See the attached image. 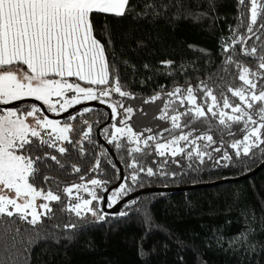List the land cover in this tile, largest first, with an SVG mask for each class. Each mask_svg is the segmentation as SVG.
<instances>
[{"label":"snow or ice","instance_id":"1","mask_svg":"<svg viewBox=\"0 0 264 264\" xmlns=\"http://www.w3.org/2000/svg\"><path fill=\"white\" fill-rule=\"evenodd\" d=\"M236 2L240 12L236 18L238 24L236 28L230 26L233 33L230 43L220 46L219 51L224 53L220 63L209 60L205 67L212 71L195 88L191 85L186 89L176 87L166 94L168 99L157 119L170 120V127L133 131L130 120L134 108L125 107L119 101L113 103L111 97L118 94L120 98H136L132 92L122 90L125 85L121 82L118 65L131 68L133 73L136 67L127 60L109 58L105 44L94 34L93 19L95 14L125 17L131 11V0H0V69L26 65L29 70L20 74L0 70V105L5 106L0 108V217L16 215L34 226L52 217L53 204L67 201L64 211L74 214L79 221L107 223L109 217L124 218L138 212L133 209L136 199L123 201L119 212L105 209H113L131 192L146 187V181L174 179L187 172L200 171L206 165V171L251 170V163L256 159L264 160V0ZM146 4V7L137 5L145 7V11L137 12L131 17L133 20L167 19L166 14H159L165 11L163 0L155 5L146 0ZM208 6L215 7L213 0H208ZM172 7L174 4L167 5L168 9ZM197 15L207 18L206 13ZM138 47L146 45L140 43ZM189 48L208 55L206 49L194 45ZM174 63L173 60L160 61L164 67ZM191 63L196 65L198 61ZM143 67L151 71L150 65ZM50 74L61 79H50ZM166 75L171 77L173 73ZM71 77L89 86L68 83L66 78ZM69 91L76 94L67 98L65 94ZM53 97L57 98L56 102ZM25 98H34L47 107L44 109L35 103L27 107L10 106ZM161 99V93L157 92L143 102ZM86 101H99L110 108L109 120L115 123L104 126L101 134L109 137L107 144L113 145L123 158L121 167H117L115 160L104 163L117 173L116 179L120 182L109 188L108 181L93 178L90 183H74L61 189L57 181L55 188L48 186L38 190V183L47 186L54 179L44 174L50 167L48 161L66 171L69 166L60 157L69 155L70 149L81 158L94 159L90 173L102 171L101 157L109 150L105 148L99 156L92 157L85 147V142L93 149L96 147L91 136L93 125L83 120V127L77 132L70 122L91 112L90 107H84L77 115L69 114L63 123L44 115L45 111L64 113ZM74 134L80 138L73 139ZM132 144L135 146L131 147ZM34 152L39 154L33 155ZM51 152L59 153V157ZM71 168L75 173L83 171L76 165ZM80 179L83 181L86 177ZM97 188H103L104 194H99ZM81 190L90 198L81 196ZM41 197L43 202L38 204L37 198ZM188 208L191 210L190 204ZM261 211L264 212V205ZM88 216L94 221H87ZM145 221H150V217H145ZM65 227L83 231L84 225L71 223ZM254 227L264 231L259 224ZM6 231L0 230V235ZM255 235L258 232L242 227L240 233L229 238L240 241L239 248L222 239V233L214 234L213 241L220 240L221 249L228 252H239L243 257L240 264H252L249 253L253 258L257 249L264 254V242L253 243ZM67 239L72 241L73 237ZM148 255L142 248L138 250L144 264Z\"/></svg>","mask_w":264,"mask_h":264},{"label":"trees","instance_id":"2","mask_svg":"<svg viewBox=\"0 0 264 264\" xmlns=\"http://www.w3.org/2000/svg\"><path fill=\"white\" fill-rule=\"evenodd\" d=\"M159 2L147 0L153 5ZM213 3L215 7L210 8L208 0H163L165 11L159 14H166L167 19L155 22L131 18L137 12L145 11L146 0H131V11L123 18L111 14L94 15V34L105 44L109 58L115 56L136 67L133 73L131 68L124 69L118 65L121 82L125 85L122 90L132 92L136 98H120L118 94L113 96L125 107L134 108L130 120L133 131L145 128L157 131L170 127V120L157 119L163 103L168 99L166 94L176 87L186 89L191 85L195 88L212 71L205 67L207 62L220 63L224 56L219 51L220 46L230 43L233 35L230 26L237 27L236 18L240 12L236 0H213ZM140 4L145 7H138ZM168 4H174V7L168 9ZM198 13H206L207 18L198 16ZM155 14L152 13L153 16ZM140 43L146 47H138ZM189 45L206 49L208 55L192 51ZM163 60H173L175 63L171 67H164L160 64ZM192 61H198V64L194 65ZM144 64L150 65L151 71H145ZM169 72L173 73L171 77L166 75ZM69 79L88 85L75 78ZM234 83L239 86L238 82ZM157 92L161 93V100L144 104L145 99ZM88 107L92 111L82 117L93 125L91 136L96 141V147L93 149L87 142L85 147L92 157H96L106 148L97 137L96 129L100 126L99 136L107 144V138L101 134L102 129L115 121L103 125L108 116L107 110L98 105ZM141 108L143 111H140ZM130 146L134 147L135 144ZM108 147L114 158L109 152L101 157L102 171L95 174L89 172L94 159L81 158L78 152L71 149L69 155L60 157L69 166L66 171H61L48 161L50 167L44 174L54 179L47 186L38 183V190L48 186L55 188L57 181L60 182L59 186L76 183L81 181V176L88 181L93 178L108 181V187L114 185L118 181L117 173L104 161L115 160L117 167H121L123 157L122 153L114 150L113 145ZM50 154L59 157L57 152ZM262 162L264 160L261 159H256L255 163L248 161L251 170L226 168L206 171V165L200 171L187 172L185 169L186 175L174 179L146 181L147 186L136 191L148 187L202 185L222 180L187 190L139 193L131 198L137 200L133 206L138 210L136 214L124 218L109 217L107 223H84L83 231L56 226L49 220L33 226L16 215L12 218L0 217V230H7L0 235V264H144V259L138 256L140 248L149 254L147 264H240L243 259L240 253L235 249V254L221 249V241H213V235L222 233V239L229 240L230 246L235 243V247L239 248L241 242L229 238L240 233L242 227H249L253 233L258 232L253 243L264 242V231L254 227L256 224L264 227V212L261 211L264 205V165L253 174L239 178L244 171L250 173ZM71 165L79 166L83 171L75 173ZM237 193L241 195L237 196ZM100 194H103V188ZM145 217H150V221H145ZM69 236L73 237L72 241L67 239ZM249 257L252 264H264V254L259 249L256 257H251V253Z\"/></svg>","mask_w":264,"mask_h":264},{"label":"rangeland","instance_id":"3","mask_svg":"<svg viewBox=\"0 0 264 264\" xmlns=\"http://www.w3.org/2000/svg\"><path fill=\"white\" fill-rule=\"evenodd\" d=\"M0 70H6V69H0ZM13 71H17L18 74L21 73V72H19V70L17 68L13 69ZM50 79H61V78H50ZM67 82L68 83H72V84H76L77 83L76 81H72L70 79H67ZM80 85H81V87H88L89 86V85H82V84H80ZM75 94H76L75 92L69 91V92H67L65 94V96L67 98H70L72 95H75ZM31 99H34V98H31ZM56 100H57V98L53 97V102H56ZM86 102H89V101H86ZM111 102L115 103V102H117V99L114 98V97H111ZM60 103H63V98H60ZM82 103H84V102H82ZM30 104H33V103H31V102H20V103H16V104H13V105H10V106L11 107H27ZM104 105L107 106L106 104H104ZM75 106H77V105H75ZM4 107H5L4 105H0V108H4ZM46 107L47 106H45V109H46ZM85 107H88V106H85ZM83 108L84 107H80V108H78V109L70 112L69 114H71V115H77L78 112H82L83 111ZM46 112H44V115H47L50 119H59L61 121V123H63L67 119V117L69 115V114H67V115H65V116H63L61 118H57V117H54V116H57V115H59L61 113L57 114V113H52L50 111H46ZM83 120H87V119H85L82 116H80V117H78V119L76 121H70L76 127L77 132H79L80 129L83 127V125H82V121ZM89 123H90V121H89ZM112 123H114V122H112ZM79 138H80L79 135H75V134L73 135V139H79ZM106 138L108 139L109 137H106ZM95 179H98V178H95ZM76 183H90V180L89 181L88 180H83V181L81 180V181L76 182ZM72 184H74V183H72ZM72 184L62 185V186H59V187L62 189L63 187H68V186H71ZM101 189L102 188H97V192L99 194H100ZM80 195L83 196V197H85V198H90L88 196V194L87 193H84L82 190L80 192ZM40 202H43L42 201V197L41 198H37V203L39 204ZM66 206H67V201H65L63 204H53L52 205V207H53V215H52V217L51 218H48V219H44L43 221H46V220L48 221L49 220L54 225L60 226V227H65L66 225L71 224V223H77V224H84L85 223L83 221H79L78 218H76L74 214L64 211V208ZM87 221H94V218L91 217V216H88L87 217Z\"/></svg>","mask_w":264,"mask_h":264},{"label":"water","instance_id":"4","mask_svg":"<svg viewBox=\"0 0 264 264\" xmlns=\"http://www.w3.org/2000/svg\"><path fill=\"white\" fill-rule=\"evenodd\" d=\"M23 101H30V102H33L35 104H37V106H42L44 108V106L42 105L41 102L39 101H35L34 99H31V98H25ZM16 103H19V102H14L13 104H16ZM12 104V105H13ZM93 105H98V106H102L104 107L106 110H107V113H108V116H107V119L106 121L103 123V125L107 124L110 120H109V116H110V109L99 103V102H95V101H89V102H84L80 105H77V106H74L70 109H68L67 112H64V113H61L57 116H54V117H57V118H61L67 114H69L70 112L80 108V107H85V106H93ZM46 112V111H45ZM47 113V112H46ZM99 128L100 126L96 129V135L97 137L99 138V140L104 144V146L109 150V153L111 154V156L114 158L113 156V153L112 151L109 149L108 145L101 139V137L99 136ZM262 165H264V162H262L255 170H253L252 172L248 173L247 175H243L239 178H244V177H247L251 174H253L255 171H257ZM119 167V166H118ZM222 181V180H221ZM221 181H217V182H212V183H208V184H202V185H199V184H196V185H190V186H175V187H148V188H145V189H141V190H138L134 193H131L129 194V196L127 197H124L123 200L118 203L113 209H105V211H109V212H116L119 210L120 206L123 204V201L125 200H128V199H131L132 197H134L135 195L139 194V193H143V192H147V191H157V192H167V191H174V190H187V189H192V188H195V187H199V186H204V185H212V184H216L218 182H221ZM120 181L118 180L114 185L112 186H109V188H113L115 186L118 185ZM104 194V192H103Z\"/></svg>","mask_w":264,"mask_h":264},{"label":"crops","instance_id":"5","mask_svg":"<svg viewBox=\"0 0 264 264\" xmlns=\"http://www.w3.org/2000/svg\"><path fill=\"white\" fill-rule=\"evenodd\" d=\"M17 68L19 70V72L23 73V72H28L29 70L27 69V66L26 65H16L14 66L13 68H11L12 70ZM11 69H6V70H11ZM49 78H60L59 76H55V75H52L50 74ZM71 78H75L77 80H79L78 78L76 77H71ZM66 79H69V78H66Z\"/></svg>","mask_w":264,"mask_h":264}]
</instances>
